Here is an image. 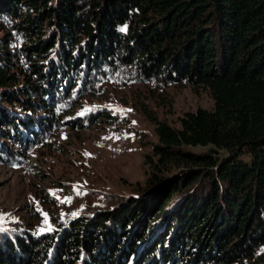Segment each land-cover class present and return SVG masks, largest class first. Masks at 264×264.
<instances>
[{
	"label": "trees",
	"instance_id": "16d2710c",
	"mask_svg": "<svg viewBox=\"0 0 264 264\" xmlns=\"http://www.w3.org/2000/svg\"><path fill=\"white\" fill-rule=\"evenodd\" d=\"M130 85L214 107L174 128L144 96L157 142L139 194L51 231L4 228L0 264H264V0H0V164L63 126L114 123L80 102Z\"/></svg>",
	"mask_w": 264,
	"mask_h": 264
},
{
	"label": "rangeland",
	"instance_id": "374dc122",
	"mask_svg": "<svg viewBox=\"0 0 264 264\" xmlns=\"http://www.w3.org/2000/svg\"><path fill=\"white\" fill-rule=\"evenodd\" d=\"M149 89L110 86L111 94L106 99L83 100L80 104L104 105L114 116V123L102 118L90 127L63 126L50 135L48 146L28 153L18 167L0 164L3 228H47L52 220L103 211L102 208L139 194L137 189L149 173L147 156L151 155V145L157 142L154 126L141 113L139 100L145 96L147 108L174 128L179 127L184 113L214 107L210 95L202 90L170 87L165 90L169 102L161 104L149 101ZM217 155L223 158L226 153L217 151ZM37 202L42 211L36 210ZM42 213L47 214L48 224Z\"/></svg>",
	"mask_w": 264,
	"mask_h": 264
},
{
	"label": "snow or ice",
	"instance_id": "6c2138e0",
	"mask_svg": "<svg viewBox=\"0 0 264 264\" xmlns=\"http://www.w3.org/2000/svg\"><path fill=\"white\" fill-rule=\"evenodd\" d=\"M121 111H125V110H121ZM128 111H130V110H128ZM58 199H59V198H58ZM36 210H37V211H42V210L40 209V207H39V202H37V209H36ZM42 215L44 216V222H45V224H48V216H47V214H46V213H42ZM3 219H4V217H3L2 215H0V231H4V230H5V229L3 228V226H2ZM48 230H49V231L52 230L50 224L48 225ZM43 231H44V229H41V232H43Z\"/></svg>",
	"mask_w": 264,
	"mask_h": 264
}]
</instances>
